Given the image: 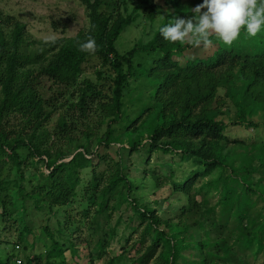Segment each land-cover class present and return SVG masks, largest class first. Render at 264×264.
<instances>
[{
  "label": "trees",
  "instance_id": "obj_1",
  "mask_svg": "<svg viewBox=\"0 0 264 264\" xmlns=\"http://www.w3.org/2000/svg\"><path fill=\"white\" fill-rule=\"evenodd\" d=\"M82 1L90 9L89 29L80 32L74 39L51 43L46 53H38L34 57L21 51L24 44L22 29H16L12 37L7 38L4 32L7 18L0 13V156H8L17 174V180L13 183L16 189L13 200L8 199L10 189L6 183L0 185V217L10 220L17 210L23 211L20 221L25 227L15 249L18 247L17 250H20L26 237L32 235V229L25 225L28 203L32 204L35 212L55 215L61 209L67 210L81 197L87 205L83 210L84 216L89 215L90 206L97 210L95 218L106 215L108 210L120 211L124 205L133 212L132 223L136 222L134 230L143 227L140 239L133 246L138 257L134 264H178L188 248L202 254V260L195 264H249L247 258H257L264 250V215L259 217L262 218L260 222L254 219L257 203L253 201V198L264 199V141L251 144L252 157L248 158V166L238 179H225L224 172L230 158L226 153L231 144L228 128L246 125L256 129L260 125L250 118L261 116L264 120V30L256 37L242 32L226 49H219L209 58H190L182 67L173 57L194 46L167 42L160 35V29L147 45L136 46L126 55L119 53L118 40L136 20L122 10L126 0ZM149 1L140 0L139 8L148 6ZM105 3H108L109 14L99 12ZM201 3L203 0H167V4L181 9L166 17L161 27L174 22L176 17L186 18L189 8ZM149 16L154 20V10ZM88 38L96 42L94 51L80 48ZM139 53L158 57L154 67L148 71V78L153 79L156 87L152 95L154 104L144 110L138 119L131 120L138 126L132 131L125 127V131L120 133L118 128L127 117L124 90L127 82L137 76L134 57ZM92 58L99 59L102 66L110 69L115 76L107 79L99 73L103 83L85 81L79 88L82 94L78 102L68 105V114L59 120L56 134H61L71 144L75 140V123L86 122L93 117H98L97 124L106 126V129L98 138L96 153H90L85 146L83 152L75 154L70 162L60 163L64 154L59 150L42 149L50 134L44 128V123L58 109L55 94L77 86L83 65ZM41 62L44 65L35 75L29 67ZM42 79L51 82V86L57 88L56 93L47 96L40 92L37 86L40 84L38 80ZM233 108V119H228V122L220 119L225 115L228 117ZM224 109L227 112H222ZM17 113L22 115V122L14 126L12 116ZM93 136H96L93 131L85 135L88 139ZM122 137L128 139L130 154L147 149L149 154H171L182 162L193 161L202 168V171L190 170L182 178L177 177L174 171L170 173L168 185L171 192L186 196L190 205L189 209L184 207L181 210L178 223L164 221L155 210L134 198L135 183L120 152L117 153L118 158L113 159L114 167L108 170L109 174L104 179L101 177L98 171L100 163L110 162L105 152L122 143ZM234 145L249 147L243 141H235ZM22 149L29 151L34 158L42 159L50 174H43L36 182L32 179L29 181L22 170L24 162L19 155ZM94 158L99 159L97 165ZM85 170H91L88 184L81 177ZM214 175L217 177L211 184H203L197 189L203 179ZM229 181L234 182L233 187ZM211 189L218 193L219 216L206 220L211 228L206 231L207 239L187 245L183 240L189 228L187 218L198 207L196 198L202 197L204 192L209 194ZM17 200L21 202L20 206L15 203ZM201 218H205V215ZM120 220L121 217L110 230L111 239L117 236ZM231 223L234 224L232 234H236L235 246L225 248L219 242L212 246L210 233L214 230L222 233ZM193 226L205 228L204 224L197 222ZM48 236L53 243L45 258L31 254L21 260L20 251H15L0 257V264H18V261L20 264L60 262L67 246L63 247L61 242L56 241L52 233L49 232ZM102 242H99L100 246ZM212 247L217 249L216 253L210 250ZM23 249L29 250L27 247Z\"/></svg>",
  "mask_w": 264,
  "mask_h": 264
},
{
  "label": "rangeland",
  "instance_id": "obj_2",
  "mask_svg": "<svg viewBox=\"0 0 264 264\" xmlns=\"http://www.w3.org/2000/svg\"><path fill=\"white\" fill-rule=\"evenodd\" d=\"M104 1L108 2V0ZM149 2L148 6L139 8L140 0H126V8L122 7L124 12L127 11L126 15H131L136 20L129 28H126L117 42V49L120 54L126 55L136 46L147 45L160 29L163 20L172 15L174 11L181 9L180 7L177 8L167 4V0H150ZM107 4L101 5L99 12L109 14L110 10ZM152 10L155 12L154 20H151L149 16ZM0 13L4 18H7L4 26L7 38H11L16 29H22L24 44L21 51L32 57L38 53H46L51 48V43L65 42L76 38L80 32L87 31L91 25L89 19L90 9L82 0H0ZM227 46L229 45L213 37L212 46L208 48H204L202 45L199 47L194 46L183 54L174 56L173 60L178 62L180 66L185 67L188 59L209 58L214 56L219 49H226ZM157 59V56L144 53H139L134 57L137 76L130 79L125 86L123 101L127 117L118 128L120 133L125 131V127H129L132 131L135 126H138V124L134 125L131 120L138 119L144 110L154 104L152 95L156 87L153 79L148 78V71L154 67ZM43 65L44 62L37 63L30 66L29 69L33 70L35 75H37ZM144 71L147 73L144 74ZM99 73L103 77H107V79L115 76L110 69L102 66L99 59L92 58L83 65V71L77 86L68 90H61L60 94H55L58 109L51 115L47 123H44V128L50 134L42 149L52 148L53 152L59 150L61 154H64V158L60 163L70 162L75 154L83 152V147L85 146L88 147L90 153L98 151V138L106 129V126L97 124L98 117H93L86 122L77 121L75 123L77 125L76 129L73 132L75 140L71 144H68L61 134H56V128L61 117L68 114V105L78 102L79 96L82 94L79 88L84 85L85 81H90L94 84L103 83ZM39 79L41 78L39 77ZM38 82L40 84L37 88L40 92L47 96L56 93L57 88L51 86V82L45 79L38 80ZM222 112L225 113L227 110L224 109ZM234 117L235 108L230 111L228 117L225 115L220 117V119L223 118L228 122V119H233ZM12 118V125L14 126H19L22 122L20 113L15 114ZM250 119L256 121L260 126L256 129L246 125L231 126L227 130L231 144L226 150L230 158L228 168L224 172L225 179L228 177L233 180L238 179L248 166V158L252 157L251 144L260 140L264 141L263 118L256 116ZM92 131L96 136L90 139L86 138V133ZM235 141H243L250 148L234 145ZM118 152L124 156L130 178L135 183L134 198L140 204L155 210L156 214L164 221L173 224L178 223L181 210L184 207L189 209L190 205L186 196L171 192L168 185L170 173L174 171L177 177L182 178L185 174L190 173V170L197 169L202 171V168L198 167L193 161L182 162L178 157H174L171 154H149L147 149H142L139 153L130 154L128 139L122 137V143L114 145L105 152L108 161H110L109 164H105L102 161L99 165L98 171L103 179L107 173L109 174L108 170L114 167L113 159L118 158ZM19 155L24 162L22 166L23 173L27 179L29 178V181L32 179L36 182L43 174L45 176L50 174L42 159L34 158L29 151L22 149L19 151ZM94 160L95 165H97L99 159L94 158ZM81 177L83 182L88 184L91 179V170H85ZM216 177L214 175L203 179L197 185V189L203 184H211ZM16 180L17 174L11 166L8 156H0V185L6 183V187L10 189L8 192L9 201L16 197L14 186ZM229 184L232 187L234 186L232 181H229ZM238 191L240 192L241 188ZM217 194L216 190L211 189L209 194L204 192L202 197L198 196L196 198L198 207L194 208V212L187 218L189 228L183 235L185 244L193 245L196 242L207 239L206 231H210L211 228L207 226L206 220L216 219L221 211L218 206L219 198ZM253 201L257 203V208L254 210V219L260 222L262 218L259 217L264 215V199L253 198ZM15 203L19 206L21 204L18 200ZM122 207L120 211L108 210L106 215L95 218L97 210L93 206L89 207V215L84 216L83 210L87 208V205L81 197L67 210L61 209L55 215L35 212L32 204L28 203L29 213L25 219V225L32 229V235L26 237L24 244L20 245V250L15 249V247L25 227L20 221L23 211L21 209L17 210L12 214V219L9 218L10 220H7V218L2 220V217H0V257L20 251L21 260L24 259L25 255L31 254L42 255L45 258L53 243V240L48 236L50 232L54 235L56 241L64 245L63 247L67 246L63 258L56 264H134L138 257L133 246L140 239L143 227L139 228V230H134L136 222L132 223L133 212L126 209V205ZM202 215H205V218H201ZM120 217L121 223L118 226L117 236L111 239L109 237L110 230L116 226ZM196 222L204 224L205 228L200 229L198 226H193ZM233 228L234 224L231 223L222 233H218L215 230L212 231L209 235L212 246H214V243L219 242V244L225 245V248L234 247L236 244L234 236L236 234H232L234 233ZM100 241H103L101 246L99 245ZM24 247L29 250L25 251ZM218 249L220 250L219 247ZM210 250L214 253L217 252L214 247L210 248ZM159 254L160 252L156 257ZM220 256L223 257V253L220 252ZM201 260L202 254L199 251L188 248V250L183 252L178 264H195ZM247 260L249 264H264V250L257 258L250 257ZM154 263L151 262V264Z\"/></svg>",
  "mask_w": 264,
  "mask_h": 264
},
{
  "label": "clouds",
  "instance_id": "obj_3",
  "mask_svg": "<svg viewBox=\"0 0 264 264\" xmlns=\"http://www.w3.org/2000/svg\"><path fill=\"white\" fill-rule=\"evenodd\" d=\"M264 30V0H203L189 8L186 18L176 17L174 22L160 28L167 42H181L208 48L213 37L232 44L241 33L256 37ZM82 50L94 51L96 42L88 38L80 45Z\"/></svg>",
  "mask_w": 264,
  "mask_h": 264
},
{
  "label": "built area",
  "instance_id": "obj_4",
  "mask_svg": "<svg viewBox=\"0 0 264 264\" xmlns=\"http://www.w3.org/2000/svg\"><path fill=\"white\" fill-rule=\"evenodd\" d=\"M18 248V247H17ZM21 262L19 261V264H20Z\"/></svg>",
  "mask_w": 264,
  "mask_h": 264
}]
</instances>
